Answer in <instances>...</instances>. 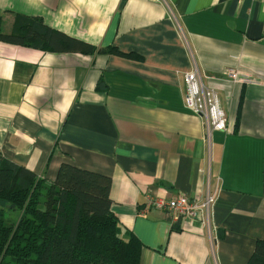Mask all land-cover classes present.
Wrapping results in <instances>:
<instances>
[{
  "label": "crops",
  "instance_id": "1",
  "mask_svg": "<svg viewBox=\"0 0 264 264\" xmlns=\"http://www.w3.org/2000/svg\"><path fill=\"white\" fill-rule=\"evenodd\" d=\"M17 15L139 59L0 41V155L49 182L64 164L111 177V211L141 241L140 264H248L264 240V2L0 0L3 33ZM193 69L228 132L208 136L186 108ZM212 193V211L185 229L149 206Z\"/></svg>",
  "mask_w": 264,
  "mask_h": 264
},
{
  "label": "trees",
  "instance_id": "2",
  "mask_svg": "<svg viewBox=\"0 0 264 264\" xmlns=\"http://www.w3.org/2000/svg\"><path fill=\"white\" fill-rule=\"evenodd\" d=\"M0 41L43 52L139 59L70 37L39 16L17 15L10 33L0 30ZM111 189V177L74 165H62L49 182L0 155V264H140L143 245L111 211ZM6 212L18 213L17 219ZM248 264H264V240Z\"/></svg>",
  "mask_w": 264,
  "mask_h": 264
},
{
  "label": "built area",
  "instance_id": "3",
  "mask_svg": "<svg viewBox=\"0 0 264 264\" xmlns=\"http://www.w3.org/2000/svg\"><path fill=\"white\" fill-rule=\"evenodd\" d=\"M263 1L264 0H260ZM234 82L247 81L234 70L228 72ZM186 108L202 119L208 136L212 132H228V118L223 110L218 93L204 85L198 69H193L184 76ZM217 202V193L206 198L180 196L174 199L151 198L149 206L164 211L173 226L185 229L190 223L199 222L203 215L212 211Z\"/></svg>",
  "mask_w": 264,
  "mask_h": 264
},
{
  "label": "rangeland",
  "instance_id": "4",
  "mask_svg": "<svg viewBox=\"0 0 264 264\" xmlns=\"http://www.w3.org/2000/svg\"><path fill=\"white\" fill-rule=\"evenodd\" d=\"M14 213H16V212H11V214L8 213L7 216H8V217H9V216H12Z\"/></svg>",
  "mask_w": 264,
  "mask_h": 264
}]
</instances>
